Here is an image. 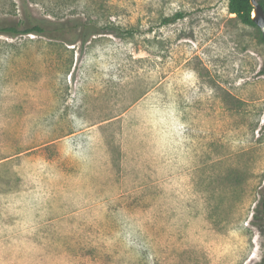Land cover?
Listing matches in <instances>:
<instances>
[{"label":"rangeland","instance_id":"rangeland-1","mask_svg":"<svg viewBox=\"0 0 264 264\" xmlns=\"http://www.w3.org/2000/svg\"><path fill=\"white\" fill-rule=\"evenodd\" d=\"M230 1L0 0L100 29L0 35V264H264V40Z\"/></svg>","mask_w":264,"mask_h":264},{"label":"trees","instance_id":"trees-1","mask_svg":"<svg viewBox=\"0 0 264 264\" xmlns=\"http://www.w3.org/2000/svg\"><path fill=\"white\" fill-rule=\"evenodd\" d=\"M258 1L264 8V0ZM253 9L251 0H231L229 3V11L232 14H237L243 22L258 27L252 18ZM181 16V14H177L165 21L172 22ZM98 33H100V29L96 25L86 24L79 19L55 21L29 17L24 23L0 22V35L16 37L35 34L51 39H59L69 44H76L79 41L86 43L92 35ZM262 39L264 40L263 36Z\"/></svg>","mask_w":264,"mask_h":264},{"label":"water","instance_id":"water-1","mask_svg":"<svg viewBox=\"0 0 264 264\" xmlns=\"http://www.w3.org/2000/svg\"><path fill=\"white\" fill-rule=\"evenodd\" d=\"M251 4L254 7L252 18L255 24L260 28L262 36L264 38V8L259 3L258 0H251ZM263 212H264V202H263Z\"/></svg>","mask_w":264,"mask_h":264}]
</instances>
